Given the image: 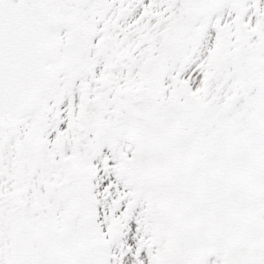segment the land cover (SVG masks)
<instances>
[{
	"label": "snow or ice",
	"instance_id": "snow-or-ice-1",
	"mask_svg": "<svg viewBox=\"0 0 264 264\" xmlns=\"http://www.w3.org/2000/svg\"><path fill=\"white\" fill-rule=\"evenodd\" d=\"M0 264H264V0H0Z\"/></svg>",
	"mask_w": 264,
	"mask_h": 264
}]
</instances>
